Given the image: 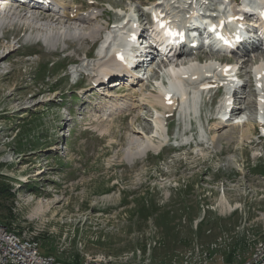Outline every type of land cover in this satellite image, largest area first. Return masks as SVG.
<instances>
[{
    "label": "rangeland",
    "instance_id": "1",
    "mask_svg": "<svg viewBox=\"0 0 264 264\" xmlns=\"http://www.w3.org/2000/svg\"><path fill=\"white\" fill-rule=\"evenodd\" d=\"M55 1L58 10L54 12L7 8L37 15L44 22L59 15L78 29L88 23L78 17L68 20L67 12L92 13L100 30L108 19L128 18V27L147 22L157 6L172 19L188 12L187 0ZM73 1L83 6L71 8ZM192 1L200 17L199 12L221 1L226 11L241 7L239 2L225 0ZM250 15L255 23L254 13ZM118 24L107 37L128 30ZM27 28L14 22L0 30V187L10 192L8 198L0 195L2 221L31 234L40 253L61 264H82L87 259H99L101 264L264 262V137L260 133L264 124L259 127L253 118L257 90H251L250 83L246 86L248 70L264 60V48L256 47L258 40L248 38L245 45L256 48L244 54L240 49V53L216 50L210 44H217L212 36L204 34L210 43L190 50L185 43L179 55L161 65L160 57L155 58L142 78L135 79L137 84L127 86L123 81L125 89L94 93L88 89L89 78L86 82L82 78L83 89H88L82 94L74 81L80 73H94V64L108 53L100 49V57L87 60L84 53L93 55L91 38L54 43ZM158 35L151 33L152 38ZM208 56L233 60L229 67L245 83L236 90L243 93L236 96V104L244 108L224 125L234 126V138L213 137L220 133L218 125L223 126L217 120L208 121L218 109L212 100L214 89L198 91L196 113L175 112L167 138L166 115L176 105L165 109L152 102V96L164 89L165 69L171 63L182 65ZM71 61L76 65H69ZM214 75L216 81L221 79ZM131 138L150 139L157 150L129 162L125 150Z\"/></svg>",
    "mask_w": 264,
    "mask_h": 264
},
{
    "label": "bare ground",
    "instance_id": "2",
    "mask_svg": "<svg viewBox=\"0 0 264 264\" xmlns=\"http://www.w3.org/2000/svg\"><path fill=\"white\" fill-rule=\"evenodd\" d=\"M184 1H183V3H184ZM187 2H189V1L187 0ZM187 2H186V7L188 8L187 9L188 12L187 13H180L179 16L177 15L173 19L171 18L172 16L171 17L169 16L170 14H167L168 11L167 12L164 11V9L160 8V6L155 7L156 9H153V11H151L152 18L155 21L152 25L154 33H155V35L159 34L156 38L157 42L158 41L163 42L164 39H167V44H164L162 47H167L169 43H173L172 46H174L175 48H172V49H177V45H178V41H176V38H173L174 33L165 31L164 30L165 26L162 27L159 25L160 24L159 22L162 21V19H163V22H166L168 19H170V22L168 23L169 28H172L175 30H182V32H184L185 43H187L189 45L191 42H194L195 44L199 43L195 32L194 33L190 32V31H192V28L195 25H199L200 28L203 27L202 33L207 34V35H211L212 36L211 38L215 39V40L214 39L213 40L217 43L216 45H218L220 47H224L221 44V40L215 38V34H216V31L218 29H214L213 31H210V29H208V26L211 25L213 28L214 27L216 28L217 25L219 24V22H222L223 27L220 30L221 34H223V35L235 34V35H238L240 37H241V35L244 36L246 34V32L243 29V27L250 25V23H253L252 22L253 18L252 19L250 18L252 16L251 15L249 16L250 20H248V21H246L244 19L241 21L240 20H228V17H230V15H233L232 13L238 12L240 14H244L243 13L244 9L250 11L251 13H254V18L255 17L257 18L256 19L257 24H256V22L253 24L257 25V27H258L257 29L260 30L262 35H264V19L262 18L263 15H262V10H261V8L264 7V0H245V1H243V4L241 2V7L235 9V12H232L230 10L229 11L228 10L227 11L222 10L223 7H225V6H222V8H221L220 5L221 4L223 5V3H224L223 1H221V2H218L216 7H212L211 8L212 10H209V11H206L205 13H202L201 17L197 14L196 6H194V8H196V11L193 10V1L190 0V4H187ZM7 7L8 6L0 7V30L3 29L5 24L9 25V24H13L14 22H18L20 24L23 23L28 28L35 30L36 35L39 36V38L41 40L52 41V42H54V41L57 42V41H59V39L60 40L62 39L64 42H65V40H69V39H73V38H76L77 40H79V39L83 40V39H87V38L92 39L98 33L99 28L94 23L93 17H92L93 15H91V14H81L80 16H77L78 13H76L74 11L71 14H69V12H67V16H69L68 20H70V19L75 20L78 17L79 19L85 21V23L86 22L88 23V26H86L82 29H78V27L71 26L70 24H67V22H64L63 21L64 19L60 18L59 15L56 16L55 19H47V21L44 22V20L41 21L37 17V15L36 16H33V15L25 16L26 14H21L20 12H17V10H11ZM30 8H32V7H30ZM159 8L162 9L163 11L160 10ZM182 11H184V10H182ZM212 11H214V14L211 13ZM176 13H177V11H176ZM176 13L174 15H176ZM251 13H249V14H251ZM171 14L173 15V13H171ZM199 14H201V13L199 12ZM55 15H57V13H55ZM197 17L200 19L199 21L202 24L196 23V22L193 23L194 21H192V20H195ZM127 20H129V19L127 18ZM238 24H241L240 25L241 27H239ZM123 28H126V27H123ZM130 30L139 31L141 33L142 38L146 34V32H142V30H140L139 27H136V25L135 26L133 25V26H129L128 30L123 35L119 34L116 37H114L115 36L114 35L113 37L116 39L112 40V43L110 45L111 46L110 51L114 54L116 52H120L121 54L117 55L118 60L115 59V57L113 55H111L110 59L108 61L99 62L97 64L98 70H101V69L104 70L105 67L108 65V62H114V64H112V67L116 66L115 63H123V64H126L127 68H128L133 63H135L137 61V58H135V57H137L139 55L136 53L132 54V51L136 50V52H138L140 50V45H137V42H134L133 46L131 45L130 39L128 38V31H130ZM106 35H105V41L107 42L110 39L111 35L108 36L109 38ZM263 38H264V36H263ZM144 41H146V36L144 38ZM261 43H264V39L261 40ZM231 46L233 47V45H231ZM188 48H189L188 50L192 49V47H190V46ZM163 50L165 51L166 49H163ZM98 51L100 52L101 50L98 49ZM98 51H97V53H98ZM110 51H108L107 53L109 54ZM179 53H180V51H179ZM140 55H142L143 58L140 57L139 62H142V66L145 64H147V66H148V64L150 62H148V60H147L148 59V57L146 56L147 53L146 52L144 54L141 53ZM213 59H214V57L208 56V57H206V59L204 60L203 63L202 62L199 63L197 61V57H195L193 59L187 60V62H183V63H185L184 65H183V63H180L182 65H175L173 63L169 64L170 66L167 67V69H165L167 72L168 78H165L166 84L162 86V87H164V89L161 90L160 95L152 96V98H153L152 102L159 103L161 106H164L166 108H171L172 106L171 107L168 106L169 100L173 102V105H174V102L176 100H179V105H180L179 110L181 108V109H183V111L192 110V112L194 111L196 113L197 101H198V99H197L198 98V91H197V88L193 87L192 84L193 83L195 84L196 81L199 82V80L202 82L207 81L206 79H204V76L208 73H210L211 76H213L215 73L219 72V73H221L227 77V80L225 83L226 84V91L224 92V94H226V95L223 97V99H222L223 102L221 103L223 108L220 109V111L222 110L221 113H223V110L225 108L230 107L227 105V101L231 100V98H232L230 96L232 86H233L232 82H235L234 80L232 81V79H233L232 78L233 68L226 67V65H224V64L222 65L221 63L216 62ZM139 66H140V63H139ZM125 68L126 67H123V69H125ZM251 71H252L253 76L255 78V82L257 83V85H256L257 96H256V101H255L256 109H257L256 114H257V117H259L260 123L262 122L264 124V60L261 59L257 66H255L254 68H251ZM127 72H129V71H127ZM214 77H215V75H214ZM201 79H203V80H201ZM121 80L124 81L125 85L129 84V83H127L126 79L122 78ZM133 83L137 84L138 82H137V80H134ZM203 84H204V82H203ZM111 85L117 86V82L113 81ZM118 87H121V82L118 83ZM191 87H193V89H191ZM139 91H141V89ZM132 94H135V92H132ZM139 95H140V98L142 100H146V97H145V95H143L142 92H140ZM152 102H150V104H152ZM115 105H117V103ZM240 107L242 108V105ZM189 113H191V111H189ZM237 113H238V111H235V114H237ZM227 116H228V113H226L223 116V118H227ZM154 124H155V127L159 126L158 123H156V122ZM218 129H219L220 133L213 136L216 139L231 140L234 138V134H235L234 126H229V127L226 126L225 127L224 125L223 126L218 125ZM242 135L243 134H241V136ZM132 138H131V140H132ZM152 144L153 143L150 139H148V140H135V141L133 139L131 141V143L129 144V146L127 147V149L125 150V154L129 160V162H132L135 159H140V158L146 156L150 150H157L155 148V146ZM38 209L41 210V207H39ZM229 210H231V207H229ZM0 226H2L4 228H11L13 236H16L17 238H21L24 242H36L38 244L37 240L33 236H31V234L28 235L24 232L17 231L9 223L4 222L1 219H0ZM97 260L98 261H94V260L88 261V259H87L85 262L100 263L99 259H97Z\"/></svg>",
    "mask_w": 264,
    "mask_h": 264
},
{
    "label": "built area",
    "instance_id": "3",
    "mask_svg": "<svg viewBox=\"0 0 264 264\" xmlns=\"http://www.w3.org/2000/svg\"><path fill=\"white\" fill-rule=\"evenodd\" d=\"M0 264H61L54 257L42 254L36 242H24L13 236L11 228L0 226ZM82 264H101L83 262ZM264 264V262H263Z\"/></svg>",
    "mask_w": 264,
    "mask_h": 264
},
{
    "label": "trees",
    "instance_id": "4",
    "mask_svg": "<svg viewBox=\"0 0 264 264\" xmlns=\"http://www.w3.org/2000/svg\"><path fill=\"white\" fill-rule=\"evenodd\" d=\"M0 195H5V198H8V196L10 195V192H9L8 189L3 188V187H0ZM198 226H199V229H201V227H202V221L199 222Z\"/></svg>",
    "mask_w": 264,
    "mask_h": 264
}]
</instances>
